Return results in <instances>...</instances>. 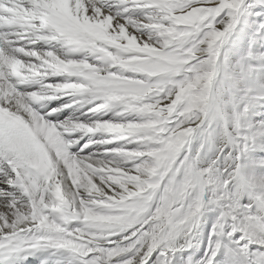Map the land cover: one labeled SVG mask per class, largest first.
I'll return each mask as SVG.
<instances>
[{
	"label": "snow or ice",
	"instance_id": "snow-or-ice-1",
	"mask_svg": "<svg viewBox=\"0 0 264 264\" xmlns=\"http://www.w3.org/2000/svg\"><path fill=\"white\" fill-rule=\"evenodd\" d=\"M257 151L264 0H0V264H264Z\"/></svg>",
	"mask_w": 264,
	"mask_h": 264
},
{
	"label": "bare ground",
	"instance_id": "bare-ground-1",
	"mask_svg": "<svg viewBox=\"0 0 264 264\" xmlns=\"http://www.w3.org/2000/svg\"><path fill=\"white\" fill-rule=\"evenodd\" d=\"M253 157L257 160H264V151L254 152Z\"/></svg>",
	"mask_w": 264,
	"mask_h": 264
},
{
	"label": "rangeland",
	"instance_id": "rangeland-1",
	"mask_svg": "<svg viewBox=\"0 0 264 264\" xmlns=\"http://www.w3.org/2000/svg\"><path fill=\"white\" fill-rule=\"evenodd\" d=\"M208 215H211L210 213ZM203 226V225H202Z\"/></svg>",
	"mask_w": 264,
	"mask_h": 264
}]
</instances>
